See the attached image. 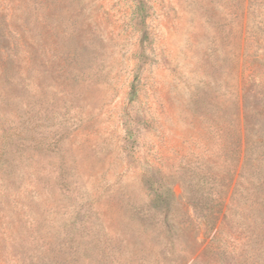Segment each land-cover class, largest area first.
<instances>
[{
  "label": "rangeland",
  "instance_id": "rangeland-1",
  "mask_svg": "<svg viewBox=\"0 0 264 264\" xmlns=\"http://www.w3.org/2000/svg\"><path fill=\"white\" fill-rule=\"evenodd\" d=\"M252 105L264 0H0V264H264Z\"/></svg>",
  "mask_w": 264,
  "mask_h": 264
},
{
  "label": "trees",
  "instance_id": "trees-1",
  "mask_svg": "<svg viewBox=\"0 0 264 264\" xmlns=\"http://www.w3.org/2000/svg\"><path fill=\"white\" fill-rule=\"evenodd\" d=\"M251 116L250 118L257 117V118H262L263 117V112H261V108L255 110V105H252L249 110ZM248 116L244 118L245 122V135L248 138L249 137V132L250 128H248ZM247 122V123H246ZM255 126V125H254ZM252 127V125H251ZM167 190V189H166ZM161 191V190H154L153 191V198H152V204L155 208H157L160 211H166L167 208L169 207L170 201L173 197V193L171 192V189H168L167 191ZM190 264H195L194 262H191Z\"/></svg>",
  "mask_w": 264,
  "mask_h": 264
}]
</instances>
